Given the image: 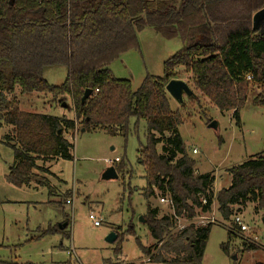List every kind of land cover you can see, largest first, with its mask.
I'll return each instance as SVG.
<instances>
[{
	"label": "trees",
	"instance_id": "16d2710c",
	"mask_svg": "<svg viewBox=\"0 0 264 264\" xmlns=\"http://www.w3.org/2000/svg\"><path fill=\"white\" fill-rule=\"evenodd\" d=\"M263 7L264 0H0V128L11 127L2 143L14 156L6 180L21 187L37 179L38 160L71 159L72 144L62 130L80 125L126 138L131 120L134 133L143 122L145 143L139 145L137 159L145 172L144 222L160 245L152 253L136 238L138 246L155 263L202 264L212 225L190 224L176 231L178 219L208 213L214 203L226 221L249 202L264 211V150L228 168L230 184L214 192V175L195 173V159L178 133L183 113L171 108L165 86L183 68L194 88L220 110L232 111L237 124L247 101L264 109V30L252 29V16ZM146 27L179 37L182 47L164 61L162 76L147 75L133 90L129 79L112 74L110 64L137 46L136 34ZM57 65L67 72L64 81L54 85L43 71ZM85 90L90 94L82 102ZM30 92L65 103L73 116L21 110L17 93ZM113 167L118 174L130 175L127 165ZM39 182L51 187L45 179ZM123 186L130 194L129 182ZM156 190L168 195L171 214L158 216V209L150 207ZM66 198L56 202L59 207ZM37 232L32 239L54 233L69 237L58 225ZM235 232L245 247L257 246L232 224L221 244L224 252Z\"/></svg>",
	"mask_w": 264,
	"mask_h": 264
},
{
	"label": "rangeland",
	"instance_id": "374dc122",
	"mask_svg": "<svg viewBox=\"0 0 264 264\" xmlns=\"http://www.w3.org/2000/svg\"><path fill=\"white\" fill-rule=\"evenodd\" d=\"M136 38L137 46L122 52L110 64L112 74L116 78L129 79L133 90L139 87L147 75L162 76L164 61L182 47L179 37L168 38L151 27L138 31ZM177 71L178 77L174 79L184 80L193 93L184 94L183 103L179 104L167 92L171 108H181L183 113L184 120L178 127V133L190 156L195 159V173L214 175L215 192L230 184L228 168L264 150V109L253 107L247 101L240 110V121L237 124L232 111L220 110L194 88L189 73L183 72V68H178ZM66 72L65 66L57 65L45 67L43 74L49 83L59 85L64 81ZM17 98L18 107L24 111L73 116L72 111L54 101L50 95L38 92L17 93ZM67 103L71 104V101L67 100ZM211 122L215 124L214 127L209 126ZM130 128L126 138L100 128L82 130L80 125L73 131L62 130L64 137L72 144L71 159L38 160L40 167L34 170L37 179H31L29 183L17 187L6 180L14 156L12 149L2 143L3 136L10 133L11 127L2 125L0 264H20L27 261L35 264H62L68 261L71 264H166L155 263L153 258L152 263H145L146 257L151 256L145 257L136 241L138 238L152 253L160 245L151 237L146 223L140 220L141 216L145 220L148 208L142 192L145 172L137 159V149L140 144L145 143L144 123L141 122L137 133H134L131 120ZM160 148L159 144V151ZM194 148L195 153L192 152ZM115 158L118 160L109 165L107 161ZM114 164L127 165L130 175L125 172L119 173L117 178H103L104 170ZM43 179L52 188L40 185L39 181ZM127 181L130 184V194L123 186V182ZM62 196L68 199L63 208L56 203ZM149 205L158 209V216L173 212L168 195L158 190L149 199ZM195 209L198 213V209ZM91 212L94 218L89 217ZM198 214L214 217L202 264L264 262V211L255 210L252 202L247 203L240 212H235L230 221L221 218L216 203L210 213ZM235 215L248 226L249 230L243 235L257 237V246L245 247L241 235L235 232L237 234L230 241L226 253L221 244L227 241L228 229L232 226ZM64 219L69 222L65 232L69 237L54 233L32 239L39 234L37 228L47 229ZM95 220L99 221L98 225L94 224ZM184 221V218H180L177 224ZM189 221H185L187 226ZM112 232L116 233V240L110 243L106 238ZM114 255L118 257L115 258Z\"/></svg>",
	"mask_w": 264,
	"mask_h": 264
},
{
	"label": "water",
	"instance_id": "95a60500",
	"mask_svg": "<svg viewBox=\"0 0 264 264\" xmlns=\"http://www.w3.org/2000/svg\"><path fill=\"white\" fill-rule=\"evenodd\" d=\"M262 19H264V7L259 9L258 11H256L252 16V29L253 30L259 29V24H260ZM165 89L174 99H176L178 101L179 104L183 103L182 100H183L184 94H188V95L193 94L189 85L184 80H181V79H174V78L170 79L167 82ZM89 94H90V90H85L84 94L81 98V101L83 102ZM62 105L66 106L65 103H62ZM214 125L215 124L213 122H211L209 124L210 127H214ZM82 130H84V129H82ZM58 133H60V130H58ZM117 177H118V173L116 172V170L113 166L106 168L103 172V178L111 179V178H117ZM140 220L142 222L144 221L142 216L140 217ZM262 221L264 223V217H263ZM65 225H66V223H64L63 225H58V227L60 229H62ZM115 240H116V233L115 232L110 233L106 238V241L110 242V243H112Z\"/></svg>",
	"mask_w": 264,
	"mask_h": 264
},
{
	"label": "built area",
	"instance_id": "2783aa9c",
	"mask_svg": "<svg viewBox=\"0 0 264 264\" xmlns=\"http://www.w3.org/2000/svg\"><path fill=\"white\" fill-rule=\"evenodd\" d=\"M246 79H248V80H250L251 79V76L250 75H247L246 76ZM192 152L193 153H195L196 152V149L194 148L193 150H192ZM118 159L117 158H115L113 161L112 160H109V161H107L108 162V164L109 165H112L113 163H115L116 161H117ZM201 199V202H202V204H205V200L204 199H202V198H200ZM161 200L162 201H164V198H162L161 197ZM169 202L171 203V201H170V199H169ZM212 206H213V204H212ZM211 210H212V207H211ZM211 212V211H210ZM210 212H208V213H210ZM207 214V213H206ZM89 217L90 218H94V215H93V213L91 212L90 214H89ZM196 216H194L193 218H191V219H186V218H184V220L185 221H188V220H192L191 222L189 221V225L190 224H192V225H194V226H198V227H203V226H206V225H208V224H211V223H213L214 222V217L213 216H210V215H204V214H202V215H199V214H197V220H196V218H195ZM179 220V219H178ZM194 220V221H193ZM183 222V223H181V224H177L176 225V231H178V230H182L183 228H185V227H187V223L186 222ZM94 224L95 225H98L99 224V221L98 220H95L94 221ZM232 224L234 225V226H236L238 229H239V231L240 232H242V233H245V232H247L249 229H248V226L246 225V224H244L242 221H241V219H240V217L238 216V215H235L234 217H233V219H232ZM244 238L247 240V241H254V242H256L255 240L257 239V237L256 236H254V237H247V236H244ZM147 259H145V263H148V262H150V259H149V257H146Z\"/></svg>",
	"mask_w": 264,
	"mask_h": 264
},
{
	"label": "crops",
	"instance_id": "0c3cea01",
	"mask_svg": "<svg viewBox=\"0 0 264 264\" xmlns=\"http://www.w3.org/2000/svg\"><path fill=\"white\" fill-rule=\"evenodd\" d=\"M215 181V180H214ZM162 216V215H161ZM64 223H66V225L62 228L65 232L67 231V226L69 224V222H67L66 219L62 220L60 223H58L57 225H63ZM60 248H62V245H60ZM67 249V247H66ZM115 258L118 257V255H114ZM146 257V256H145ZM108 259V258H107ZM149 263H152L151 261Z\"/></svg>",
	"mask_w": 264,
	"mask_h": 264
},
{
	"label": "flooded vegetation",
	"instance_id": "af4514ba",
	"mask_svg": "<svg viewBox=\"0 0 264 264\" xmlns=\"http://www.w3.org/2000/svg\"><path fill=\"white\" fill-rule=\"evenodd\" d=\"M258 30H264V19L261 20L260 24H259V29Z\"/></svg>",
	"mask_w": 264,
	"mask_h": 264
}]
</instances>
